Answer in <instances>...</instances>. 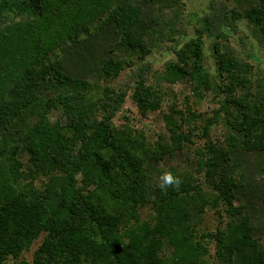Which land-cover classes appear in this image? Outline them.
Masks as SVG:
<instances>
[{
	"label": "trees",
	"instance_id": "obj_1",
	"mask_svg": "<svg viewBox=\"0 0 264 264\" xmlns=\"http://www.w3.org/2000/svg\"><path fill=\"white\" fill-rule=\"evenodd\" d=\"M173 3L0 0V264H264V73L243 38L245 57L223 42L241 20L264 42V0H209L195 36H166L159 80L185 81L194 103L211 95L210 116L171 105L154 139L114 123L129 87L142 115L165 100L146 14ZM164 171L180 184L161 189Z\"/></svg>",
	"mask_w": 264,
	"mask_h": 264
},
{
	"label": "rangeland",
	"instance_id": "obj_2",
	"mask_svg": "<svg viewBox=\"0 0 264 264\" xmlns=\"http://www.w3.org/2000/svg\"><path fill=\"white\" fill-rule=\"evenodd\" d=\"M174 3L166 8L159 9L155 11L152 5H149L147 8V18L151 20H157V24L153 25L151 30V36L148 40L153 41L154 47L147 56L146 61L151 64L153 70L152 80L160 83L165 91V100L162 103V106L159 110L154 112H149L146 115H142L137 109L134 101L130 97L131 89H127V95L125 101L122 104L120 110L116 113L114 117V123L116 125H121L123 123H129L134 127H140L145 130L150 139L156 138L160 134L165 133L163 114L170 111L169 106H173L176 110H182L184 113H187L189 108H192L197 114L202 115V117H208L212 114L213 109L217 107V102L211 95L200 100L198 103L192 101V97L189 95V85L185 81H179L173 84H168L159 80V74L163 68L165 61L174 57L172 52V47H174L175 42H170L166 40V36L170 34L174 35V38L178 40L179 43L187 40L188 38L195 36L197 29L200 26L198 18L202 16L207 10V4L209 0H171ZM236 5L239 2L242 7H246L251 0H232ZM155 16V17H154ZM154 17V19L152 18ZM238 23V29L236 31L229 30L225 42L227 46L232 51H236L241 57H245L244 53L241 52V40L244 39V47L251 51L252 58L250 61L254 64L253 75L260 76L264 73V42L258 37L255 29L252 25L247 23L244 20H241ZM111 34V33H110ZM106 37L104 41L108 40L109 37ZM211 42L210 38L204 37V52L206 57V64L211 71L214 72V63L211 56V49L209 47ZM105 47L108 46L104 42ZM244 48V49H245ZM129 81L128 76L125 72L121 73L112 84L120 85L125 84ZM177 116V113H174ZM188 115V114H187ZM55 116V114H54ZM54 116H52L54 118ZM204 122V121H202ZM199 118L194 122L196 127L200 128L202 123ZM220 126L213 127L211 129V137L219 136L222 132ZM198 132V130H196ZM186 154L179 153L176 161L178 163H183L182 160ZM190 156V155H189ZM253 156L248 157L247 160L253 163ZM189 159H192V154ZM175 161L170 159L163 160L161 162L162 167H166ZM254 164V163H253ZM253 169V168H252ZM251 169V171H252ZM254 170V169H253ZM247 189H251V195L248 193L245 194L246 198H250L251 202L255 203L257 200L253 198L254 190L258 188L257 184H254L252 180H248ZM249 191V192H250ZM214 224V215L211 211L206 212L201 219V225L206 227H213ZM37 242L31 245V248L27 251H23L21 257L26 260H31L32 251L36 247Z\"/></svg>",
	"mask_w": 264,
	"mask_h": 264
},
{
	"label": "clouds",
	"instance_id": "obj_3",
	"mask_svg": "<svg viewBox=\"0 0 264 264\" xmlns=\"http://www.w3.org/2000/svg\"><path fill=\"white\" fill-rule=\"evenodd\" d=\"M160 181L159 187L161 189H165L169 185L178 186L180 184V178L175 176L171 171H164L160 176Z\"/></svg>",
	"mask_w": 264,
	"mask_h": 264
}]
</instances>
